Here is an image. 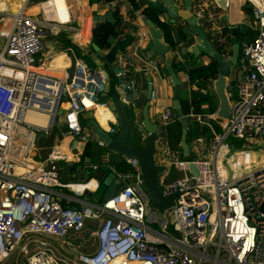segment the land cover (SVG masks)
Instances as JSON below:
<instances>
[{
	"label": "built area",
	"instance_id": "built-area-1",
	"mask_svg": "<svg viewBox=\"0 0 264 264\" xmlns=\"http://www.w3.org/2000/svg\"><path fill=\"white\" fill-rule=\"evenodd\" d=\"M223 1L226 8L217 0L191 3V15L215 49L230 58V25L222 16L232 4L250 9L251 18L241 23L248 33L237 40V62L227 76L228 117L216 115L217 102L212 111L196 112L191 104L183 115L187 157L166 138L167 127L177 120L172 83L162 56L152 55L147 48L149 35L140 0H134L137 8L129 0H104L94 13L111 12V21H103L114 24L115 40L132 35L109 64L107 76L100 66H90L76 55L71 70L67 65L51 68L54 56L44 53V39L53 37L55 44L54 37L61 31L72 32L73 44L86 45L91 40L95 22L89 0H84L85 18L78 21H73L72 11L80 12V0H20L15 8L0 7V264H264V158L253 159L264 154V0ZM43 3L52 8L51 19L39 10L31 12ZM183 3L173 0L172 4L182 9ZM160 19L169 25L173 47L157 26L162 42L168 45L173 61L185 67L179 77L186 98L191 101L192 92L214 96L215 77L191 79L189 75L193 67L214 60L184 50L195 42L181 40L180 20ZM68 50L73 55V48ZM110 83L142 144L150 135L142 116L149 87L147 113L157 131L154 159L166 167L159 186L164 195L178 193L166 211L152 208L142 197L137 160L107 148L85 119L88 113L99 115L102 121L89 120L101 128L107 126L103 129L115 135L113 101H100ZM201 108L211 109V105L203 103ZM59 110L63 113L58 114ZM31 113H44L49 124H38L29 118ZM190 123L200 128L191 139ZM53 135L57 143L46 150L41 141ZM35 136L38 162L30 154ZM86 155L90 160L83 163ZM45 158L57 164L48 167ZM99 169L119 180L114 197L100 203L85 201L79 186L87 183L88 171ZM170 170L180 177L171 179ZM55 187L70 188L74 192L70 201L80 206L65 205ZM88 222L96 226L88 235L90 251L84 252L80 234ZM53 240L60 241L69 255L60 252Z\"/></svg>",
	"mask_w": 264,
	"mask_h": 264
},
{
	"label": "water",
	"instance_id": "water-1",
	"mask_svg": "<svg viewBox=\"0 0 264 264\" xmlns=\"http://www.w3.org/2000/svg\"><path fill=\"white\" fill-rule=\"evenodd\" d=\"M217 2L222 8H226L223 0H217ZM150 3H152L153 6L160 12L161 17L165 14L169 19L177 18L180 20L178 30L183 35L182 40L190 37L194 39L195 42L193 46L184 49L187 53H190L194 57H197L200 54H206L214 60L217 67V75L214 79H212V84L213 94L217 102L216 115L222 118L228 117L230 103L226 95L227 76L230 67L237 62L239 54L237 40L240 37V34L244 35L248 33L247 26L240 24L230 25L229 28H227V33L230 36V42L232 44V53L230 58L225 59L207 38L204 29L199 25L197 19L191 15L190 9L192 0H184L182 9H177L173 6V0H150ZM110 17L111 12L109 11L105 14H94L92 16V21L99 22L106 19L110 20ZM223 19L225 21L227 20V17L224 16ZM142 20L145 22L148 29L149 41L147 43V48L152 55H159L163 57L164 70L172 83V106L181 126L180 148L182 150L183 157H187L189 155L187 123L185 122L180 108L182 80L173 69V57L168 45L161 40V29L158 28L156 23L149 18L143 17ZM131 39V34H128L126 39L123 40H115L114 37L110 35L108 37L110 49L106 53H102L94 44L93 48L97 55L102 58L103 62L106 64H112L117 51ZM104 72L107 76V72ZM114 72L116 71L114 70ZM148 79L149 77H147V80ZM148 99L149 87L146 92V101L143 105L142 116L144 127L150 132V135L145 139L143 144H132L127 141L130 131V121L125 105L119 99H115L112 102L117 117V132L115 135L108 134L103 128L97 125L94 120H89V125L93 134L103 140L106 143L107 148L114 150L119 154H123L126 157L135 158L137 160L142 180V197L149 200V204L152 208L160 211H166L172 207L173 199L178 193L172 192L171 194L164 195L161 187L159 186V178L165 173L166 167L162 164H157L154 159V155L156 153L154 142L156 140L157 131L156 126L149 121L147 113ZM62 130L67 131L66 127ZM76 144L77 141L73 140L71 145L75 146ZM89 160L90 158L85 156L83 158V163H88ZM190 167L192 171L197 174L195 168L193 166ZM118 184L119 180L115 178V175L111 172L107 173L103 180V185L106 189L100 196L99 201H106L113 198Z\"/></svg>",
	"mask_w": 264,
	"mask_h": 264
},
{
	"label": "trees",
	"instance_id": "trees-1",
	"mask_svg": "<svg viewBox=\"0 0 264 264\" xmlns=\"http://www.w3.org/2000/svg\"><path fill=\"white\" fill-rule=\"evenodd\" d=\"M133 3L134 7L137 8V4L134 3V0H129ZM90 2V0H89ZM140 3H142V11L146 18L151 19L153 22L156 23L158 27H160L163 31L164 39L166 43L169 45L170 48L173 47V40L170 32L169 25L160 19V12L153 6L152 3H150L149 0H140ZM246 12L250 13V9H246ZM115 15V12H114ZM181 36L182 34L179 33ZM112 35L113 37L116 36V31L114 29V24H111L109 21H101L94 25L92 29V35L91 40L87 43L91 50L95 51L93 48V44L96 45L99 50H106L110 48V45L108 43V37ZM71 47V46H68ZM75 53V52H74ZM84 61L90 65L94 66L93 62L90 59H85ZM172 66L174 71L180 75L182 71L185 70V67L177 62L173 61ZM189 75L191 79H196L198 77H210L214 78L217 75V67L215 63H211L207 66H195L192 69L189 70ZM192 100L189 101L186 97H181L180 99V108L181 111L184 114H186L189 111V107L192 104L194 106V110L196 112L199 111H212L216 107V99L215 96H204L201 94H198L197 92H192ZM196 98H199L198 100ZM105 97L100 96V101L104 102ZM203 103H208L211 105V109H202L201 105ZM132 129H130L131 131ZM206 128H202V132H205ZM130 133V132H129ZM200 133V128L198 125L194 128L193 132H189V138L196 136ZM167 136L169 137V142L172 146H178L180 147V136H181V126L178 122V120H175V122L167 129ZM131 143V142H130ZM132 144H138V143H132ZM122 168V167H120ZM106 176V171L104 169H99L96 172H90L88 173L87 179L88 180H95L98 182V187H104L103 180Z\"/></svg>",
	"mask_w": 264,
	"mask_h": 264
},
{
	"label": "rangeland",
	"instance_id": "rangeland-1",
	"mask_svg": "<svg viewBox=\"0 0 264 264\" xmlns=\"http://www.w3.org/2000/svg\"><path fill=\"white\" fill-rule=\"evenodd\" d=\"M19 1L20 0H11V1L10 0H4L2 4L0 3V6H1V8H5V5H7V6H9L12 9V8H15L18 5V2ZM33 1H35V0H31V2H33ZM103 2H104V0H90L92 14L96 13V11L98 10V8L102 6V3ZM68 5H69V1H68ZM81 12H82V0H80V12L79 13H76L75 11H72V14H73V18L72 19H73V21L83 20L85 18V16L79 17V15H80ZM40 16H41V14H40ZM162 17L163 18H166L165 15H163ZM99 22H101V21H99ZM99 22H95L94 25L97 24V23H99ZM127 25L130 26L129 23ZM71 34H72V32L61 31V33H60L59 36L57 35V36L54 37L55 40H56V43L55 44L53 43V37H50V36L48 37L47 36L44 39V53L46 54V53L49 52V53L53 54V56H54V58L50 61L51 64L49 65L51 68H59V66H64L66 64V62H68L69 64H68V66H66L67 69L68 70H71L72 69L74 60L72 58V53L68 50V46H71L73 48V50L75 52V55L77 57H82L83 59L84 58L85 59H90L92 62L94 60L93 64H95V65L98 64V62H100V61L102 62V58L99 57L96 54L95 51L91 50L90 47L88 46V44H86V45L73 44L71 42V40H70V35ZM250 35H251V32L248 35V37H250ZM107 66H110V65L108 64ZM105 67H106V65H105ZM164 84H166V83H164ZM159 87L161 88L160 84H159ZM181 97H186V92L185 91H181ZM62 113H63L62 110H59L58 111V114H62ZM91 117H92V114L91 113L88 114L86 116L87 121L89 119H91ZM170 126H168L167 129ZM190 126H191V130L190 131L192 132L194 130V128L197 126V124L196 123H190ZM167 129H166V138H167L168 143L170 144L169 137L167 136ZM47 138H48V140H50V143L52 145L55 144V143H57L56 139H54V135L52 136V138H51V136H49ZM59 140H61V137L59 138ZM127 141H129L131 143L142 144L140 142V140L138 139V137L136 135V132L134 130H131L130 131V133H129L128 137H127ZM47 142H48L47 140L41 141V145H43L46 148V150L51 146V144L50 143H47ZM234 142H235L236 145H239V146L242 145V143H243L241 140H236L235 141V139H234ZM36 144H37V137L35 136L34 137V140H33V143H32V146H36ZM63 145H66V142H63ZM44 157H45V154L41 155V158H44ZM262 158H264V154H260L256 158L253 156V159L255 161H258V160H260ZM33 160H36V159L33 157ZM259 166H256L255 168H258ZM170 176H171V179L172 178H178V177H180V174L178 172H176L175 170H170ZM99 200H100V195L97 194V193H94V195H93V202L100 203L101 201H99ZM168 225H169L170 228H172V219H170V221L168 222ZM95 226L96 225L93 224L92 222H88L86 224V227L83 229V231H82V233L80 235L81 236V239L85 240V242H84L85 244L81 245V250L84 251V252L90 251V248H88L86 245L89 244L90 242H92V238L89 239L88 235H89V231L90 230H93L95 228ZM53 244H55L56 247H57V249L60 252H62L65 256H68L69 255L62 248V246L60 244V241L53 240ZM7 264H13V262L12 261H8Z\"/></svg>",
	"mask_w": 264,
	"mask_h": 264
},
{
	"label": "crops",
	"instance_id": "crops-1",
	"mask_svg": "<svg viewBox=\"0 0 264 264\" xmlns=\"http://www.w3.org/2000/svg\"><path fill=\"white\" fill-rule=\"evenodd\" d=\"M246 9H249L247 6H240L238 3H235V4H232L227 10H225V14L227 15V20H225L229 25H240L244 19H250L251 18V15L250 13L246 12ZM83 13V8H82V12ZM80 13V14H81ZM224 14V15H225ZM224 15L222 16V18L224 17ZM79 17H82L79 15ZM182 34V33H181ZM245 36V34H244ZM182 37L183 35L181 36V40H182ZM187 39H190V37H187L185 40ZM192 39V38H191ZM184 41V40H182ZM72 58L73 60H75V53L73 52V55H72ZM163 58V57H162ZM94 62V60H93ZM68 62H66L65 65L68 66ZM98 66H100L103 70H105L107 73L111 72V66H107L108 64H106L105 62H98L97 64ZM106 65V67H105ZM63 66H59V68H62ZM109 67V68H108ZM69 68V67H68ZM102 96L105 97V100L104 101H113L116 99V92H115V89L114 87L111 85V83L108 85V88H107V91L102 94ZM90 114V113H88ZM86 114V116L88 115ZM92 114V117L91 119L93 118L95 121L98 120V118L101 120L100 116H96L95 113H91ZM86 116H85V119H86ZM87 120V119H86ZM89 121V120H88ZM102 121V120H101ZM100 121V122H101ZM103 127V126H102ZM103 128L107 129V126H104ZM68 139H66L67 141ZM47 143H50V140L47 142ZM37 144H38V137H37ZM36 144V145H37ZM51 144V143H50ZM52 145V144H51ZM33 150V151H32ZM37 153V154H36ZM30 154L31 155H35L36 157H34L36 160V162L39 161L38 157V149L36 146H32L31 147V150H30ZM87 156V155H86ZM85 157V156H84ZM83 157V158H84ZM32 159V158H30ZM83 161V159H82ZM46 164V166H48L49 164L51 163H55L57 164V162H54V161H51L49 158H45L44 162ZM80 164H76V167H79ZM88 173L89 171L87 172V175H86V178L88 176ZM91 181L94 182V187L91 185ZM86 185H81L79 188L82 189L85 193V195L83 196V199L85 201H90V202H93V195L94 193H97L99 194L100 196L104 193L106 187L104 186L103 188L102 187H98V182L91 179V180H88L86 181ZM89 184V186H87ZM95 184H96V188H95ZM55 191L58 192L60 195H59V199L65 204V205H72V206H76V207H79L80 205L79 204H76L72 201H70L69 199V196H72L74 194V192L70 189V188H66V187H55ZM98 201V200H97ZM81 235V234H80ZM65 242V246L68 244L67 241H64ZM61 246H62V243L60 242Z\"/></svg>",
	"mask_w": 264,
	"mask_h": 264
},
{
	"label": "bare ground",
	"instance_id": "bare-ground-1",
	"mask_svg": "<svg viewBox=\"0 0 264 264\" xmlns=\"http://www.w3.org/2000/svg\"><path fill=\"white\" fill-rule=\"evenodd\" d=\"M84 7H85L84 0H82L83 13L80 14V16H82V17L85 16ZM38 10L41 11V13L44 14V16H45L46 19H51V17H52V12H51L52 11V8L49 6L48 3H43L42 5H39V6L35 7V8H32L31 9V12L32 13H36ZM29 118H35V119H37L38 120V124H40L42 126H45V125L49 124V120H50V118L47 115H45L44 113H40L38 115H36V114L34 115V114L31 113V114H29ZM52 165H55V163L49 164L48 167H50ZM84 185H86V184H84ZM91 185L94 187V182L93 181H91ZM87 186H89V184Z\"/></svg>",
	"mask_w": 264,
	"mask_h": 264
},
{
	"label": "flooded vegetation",
	"instance_id": "flooded-vegetation-1",
	"mask_svg": "<svg viewBox=\"0 0 264 264\" xmlns=\"http://www.w3.org/2000/svg\"><path fill=\"white\" fill-rule=\"evenodd\" d=\"M130 132V131H129Z\"/></svg>",
	"mask_w": 264,
	"mask_h": 264
}]
</instances>
